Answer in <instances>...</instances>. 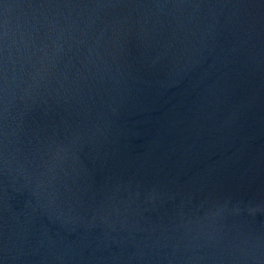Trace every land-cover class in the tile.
<instances>
[{"label":"water","instance_id":"1","mask_svg":"<svg viewBox=\"0 0 264 264\" xmlns=\"http://www.w3.org/2000/svg\"><path fill=\"white\" fill-rule=\"evenodd\" d=\"M0 264H264V0H0Z\"/></svg>","mask_w":264,"mask_h":264}]
</instances>
